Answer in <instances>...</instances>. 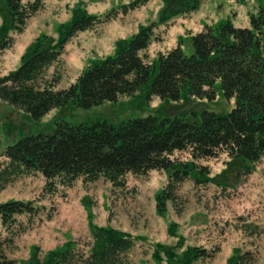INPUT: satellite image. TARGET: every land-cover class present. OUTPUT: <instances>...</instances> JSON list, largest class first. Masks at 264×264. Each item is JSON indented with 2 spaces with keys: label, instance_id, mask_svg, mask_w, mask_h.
Returning <instances> with one entry per match:
<instances>
[{
  "label": "trees",
  "instance_id": "16d2710c",
  "mask_svg": "<svg viewBox=\"0 0 264 264\" xmlns=\"http://www.w3.org/2000/svg\"><path fill=\"white\" fill-rule=\"evenodd\" d=\"M150 0H133L100 15L88 13L85 2L78 0L71 19L57 26L58 37L42 34L30 44L21 57L20 66L0 77V100L23 110L34 120H42L51 111L76 104L89 109L119 97L145 94L148 101H180L198 98L214 101L217 84L234 107L224 115L202 110L184 116L149 115L128 119L117 125L108 121L74 124L55 121L49 133L40 132L19 139L3 152L0 163V188L22 175L41 173L44 192L57 193L60 187H71L79 178L85 185L103 178L113 188L124 189L127 176H145L153 170L167 174L165 187L156 192V213L165 217L169 203L179 198L182 183L195 185L215 182L210 166L200 160L217 159L223 153L230 161L250 163L244 173L252 171L264 157V0L256 13L249 15V27H237L230 18L206 25L205 29L181 39L166 53L159 52L150 60L147 50L158 41L157 29L178 15L197 11L202 0H164L158 20L141 25L137 33L116 41L112 55L92 59L76 82L67 89H57L67 43L79 32L93 30L130 11L145 6ZM45 0L24 3L23 0H0V52L13 47L12 35L22 33L27 21L44 8ZM186 43V45H185ZM191 43L193 51L185 52ZM55 67L50 76L49 70ZM1 145V135H0ZM177 152H188L189 160L175 158ZM88 216L92 211L88 207ZM36 200L0 202V224L13 234L19 227L18 217L36 216ZM52 215L49 216V219ZM179 225L170 222L168 233L178 239L173 245L156 243L153 260L161 264H196L212 260L220 247L211 250L199 246L185 247ZM93 241L84 251L69 240L59 250L40 256L34 247L26 264H141L130 258L136 240L113 226H98L89 221ZM13 238L0 237V264H18L6 253ZM179 250L181 252H179ZM253 252L234 248L226 264H251Z\"/></svg>",
  "mask_w": 264,
  "mask_h": 264
},
{
  "label": "rangeland",
  "instance_id": "374dc122",
  "mask_svg": "<svg viewBox=\"0 0 264 264\" xmlns=\"http://www.w3.org/2000/svg\"><path fill=\"white\" fill-rule=\"evenodd\" d=\"M53 1L50 0L48 6L40 12H48L52 16L65 15V8L62 5L57 6L59 0L55 4ZM202 2L212 8L215 4L219 14L218 22L230 18L236 25L245 26L249 25V15L257 12L261 0H202ZM164 6V0H150L145 6L136 9L138 12L131 23L134 25L142 21V24L139 23V29L141 25L153 22L151 17L156 12L160 13ZM159 13L155 21L158 20ZM121 16L123 15H119L117 19ZM174 18L176 16L171 20ZM0 19L2 24L1 15ZM29 20L27 24L32 28L31 22L34 21L29 23ZM105 26L106 24L99 26L92 30L93 32L88 31L86 35L80 37L82 41L79 45L74 41L79 33L67 43L63 63L59 67L62 77L57 89H67L76 81L84 67L88 65L84 64L77 52L82 47L90 46L91 37L107 33L108 29ZM129 26H122L119 34L124 37L119 39L131 35L134 27ZM161 32L158 30L157 35L158 41L162 42ZM16 40L17 37L13 47L0 52V77L20 66L21 57L29 46L21 54L22 46L15 45ZM192 51V45L188 43L185 52L190 54ZM54 69L56 68H50V76ZM233 107L232 99L224 96L219 83L217 98L214 101L198 98L170 101L161 100L156 96L148 101L143 94L131 98L119 97L115 102L107 101L89 109H82L71 103L51 111L39 121L34 120L23 110L0 100V163L6 162L3 152L8 146L14 145L28 135L51 132L55 121L58 120L74 124L108 121L117 125L128 119L149 115L172 118L187 114L191 116L192 112L202 110L226 115ZM223 154L217 160L198 161V164L210 166L211 174L216 178L215 182L195 185L192 180H187L182 183L178 191L179 198L175 204L169 203L165 217L156 213L154 199L156 192L168 182L163 171L154 170L139 177L129 174L128 185L124 189L113 188L111 183L103 178L88 185L79 178L73 186L60 187L54 194L44 192L46 180L41 173L19 176L6 187L0 188V202L36 200L40 212L31 218L27 215L19 216V227L13 228V234L0 224V237L13 238L7 244V256L16 260L18 264H26L34 247H39L40 256L45 257L51 250H59L60 247L62 249L69 240L77 242L82 250L87 251L93 241L89 230V221H93L99 226L109 224L130 233L136 240L135 247L130 252L133 261L157 264L152 256L155 244L160 242L174 246L178 241L168 233L169 223L173 221L179 225L178 231L185 238V247L199 246L209 250L220 247V252L214 259L196 264H226L234 248H241L243 252H253L256 260L251 264H264V157L252 167L250 173L245 174V169L250 166L249 162L238 160L227 167L230 159L227 154ZM174 157L184 161L191 159L188 152H177ZM221 169L222 171L215 175ZM221 184L226 188L220 186ZM88 207L92 211V219L88 216ZM50 215L52 218L49 219ZM161 264H167L166 260Z\"/></svg>",
  "mask_w": 264,
  "mask_h": 264
},
{
  "label": "crops",
  "instance_id": "0c3cea01",
  "mask_svg": "<svg viewBox=\"0 0 264 264\" xmlns=\"http://www.w3.org/2000/svg\"><path fill=\"white\" fill-rule=\"evenodd\" d=\"M49 1L50 0L45 1V7L48 6ZM83 1L86 3V7L89 13L92 14L104 13L113 7H117L121 4L129 3V0H83ZM56 2L57 0L53 1L54 4ZM76 2L77 0H59L57 6L60 7L62 5L65 8L66 10L65 15L61 14V15L52 16L51 13L48 12L44 13L43 11L42 13L40 12L39 14H36L34 17L30 18L29 23L31 21H34L31 22L33 27L31 28V25L27 24L26 29L22 34L15 35V37H17L15 45L22 46L20 53L22 54L25 51L26 47L30 45L31 42L41 33H46L57 37V32H56L57 26L60 23L67 22L71 18V9L73 8ZM50 11L53 13L51 9ZM137 12L138 11L136 10L132 11L127 16L125 17L121 16L119 19L106 24L105 27L108 29L107 33L103 32L99 37H95V38L91 37L90 46L82 47V49L79 52H77V55L81 56V58L83 59L84 64L89 63L96 56L104 57L113 54L115 51L116 40L121 37H124L119 34L122 26L123 27L129 25L133 26L134 31L131 33V35L137 32L139 23L141 24L143 23L142 21H138L134 25L131 23L133 21V17H135V14ZM157 14L158 12H156L151 17L152 21L155 20ZM218 15L219 14L215 8V4H213V8H212L210 5L203 2L199 10L188 15L176 17L169 23L168 26H164V25L160 26L158 30L162 31L161 32L162 42L161 41L154 42L147 51L148 55L150 56L151 59H153L156 57V55L159 52L166 53L167 51L177 47L181 39H185L188 36H190L189 33L191 34L199 33L204 30L206 25H213L217 23L219 21ZM233 23L236 25L234 20ZM0 24H1V19H0ZM236 26L247 27L249 25L247 24L245 26H239V25ZM129 28L131 27L129 26ZM86 33H88V31L80 32L78 34L79 36L76 37L74 40L77 45H79L80 41H82L80 37H82L84 34L86 35ZM87 47H89V49ZM67 61H70V59H67ZM221 171L222 169L219 170V172L215 175H218Z\"/></svg>",
  "mask_w": 264,
  "mask_h": 264
}]
</instances>
